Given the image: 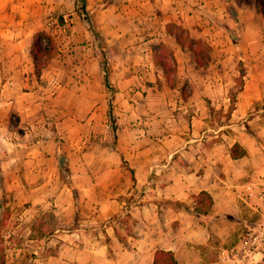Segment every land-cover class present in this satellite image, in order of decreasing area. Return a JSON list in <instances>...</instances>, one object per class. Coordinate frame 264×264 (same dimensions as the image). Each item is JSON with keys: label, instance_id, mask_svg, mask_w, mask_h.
<instances>
[{"label": "rangeland", "instance_id": "obj_1", "mask_svg": "<svg viewBox=\"0 0 264 264\" xmlns=\"http://www.w3.org/2000/svg\"><path fill=\"white\" fill-rule=\"evenodd\" d=\"M177 1L162 0V22L144 26L133 0H14L10 26L25 38L17 55L5 49L9 18L0 16V204L4 196L10 207L0 238L5 264H56L62 236L90 228L78 220L92 211L67 185L58 158L72 179L101 175L118 156V137L129 146L134 135L153 138L167 124L188 132L197 113L207 116L210 144H231L243 131L264 141L256 133L264 126V5L251 7L252 16L239 10V0ZM110 4L106 29L98 11ZM144 27L166 34L148 43V55L140 48ZM40 32L46 63L39 72L32 47ZM232 92L236 102L256 97L240 117L229 115ZM138 196L134 191L128 204H138ZM119 216L94 232L108 240L105 230Z\"/></svg>", "mask_w": 264, "mask_h": 264}, {"label": "crops", "instance_id": "obj_2", "mask_svg": "<svg viewBox=\"0 0 264 264\" xmlns=\"http://www.w3.org/2000/svg\"><path fill=\"white\" fill-rule=\"evenodd\" d=\"M13 1L0 0L1 17H11ZM97 1L102 0H87ZM133 1L139 3V15L143 16L139 22L144 26L162 22V13L156 12L164 6L162 0ZM112 5L98 11L106 29L115 11ZM236 5L241 12L254 16L247 4ZM8 22L5 49L17 55L18 43L25 38L12 31L13 20ZM143 29L148 36L140 48L148 55L152 52L148 43L163 41L166 34L158 28ZM255 99L254 95L238 97L231 115L240 117ZM206 117L204 113L193 115L188 132L167 124L153 138L134 135L129 146L118 137V156L111 157L104 173L95 175L92 171L73 179L92 211L78 221L89 222L90 228L62 236L59 253L54 256L56 264H154L159 249L172 251L179 264H231L229 254L241 236L256 230L264 220V141L259 143L243 131L231 144H210L204 137ZM256 133L264 135V126ZM235 143L246 150V155L232 157ZM122 163H129L130 168H123ZM134 191H139V203L129 205ZM202 191L213 198L206 215L195 210V196ZM115 214L120 216L105 230L109 239L100 238L96 225ZM125 217L128 223L123 221ZM257 217L260 223L255 221ZM254 259L264 264L260 252Z\"/></svg>", "mask_w": 264, "mask_h": 264}, {"label": "trees", "instance_id": "obj_3", "mask_svg": "<svg viewBox=\"0 0 264 264\" xmlns=\"http://www.w3.org/2000/svg\"><path fill=\"white\" fill-rule=\"evenodd\" d=\"M239 2L241 4H247L250 7H258V8L264 5L263 0H239ZM41 35H45V34L41 32L35 34L34 43L32 47V55L39 72L46 63L43 59V56L40 54L43 50L40 44ZM104 72H105V82L107 86H110L111 85L109 78L110 73L107 66H105ZM236 95H237L236 92L231 93V106L229 109V115H231V113L234 110V105L237 97ZM246 153H247L246 150H244L239 143H235L231 148V154L233 158L242 157L246 155ZM58 163H59V168L64 173V175L67 174V176L65 175L64 178L67 185L73 190L75 196L77 197L78 190L73 185V179L71 178L70 175L71 169L69 164L64 162L63 158L62 159L58 158ZM2 175H3V170L0 165V181H2ZM212 206H213V198L207 191H202L197 196H195V210L197 213L206 215L209 213ZM9 215H10V207L6 206L4 201V196H2L1 204H0V238H2L3 236V231L7 224ZM5 262H6L5 246L2 244V246H0V264H5ZM154 264H179V263L176 260L172 251L159 249L156 252Z\"/></svg>", "mask_w": 264, "mask_h": 264}, {"label": "built area", "instance_id": "obj_4", "mask_svg": "<svg viewBox=\"0 0 264 264\" xmlns=\"http://www.w3.org/2000/svg\"><path fill=\"white\" fill-rule=\"evenodd\" d=\"M264 255V220L256 230L244 233L238 245L230 252L231 264H257L254 255Z\"/></svg>", "mask_w": 264, "mask_h": 264}]
</instances>
